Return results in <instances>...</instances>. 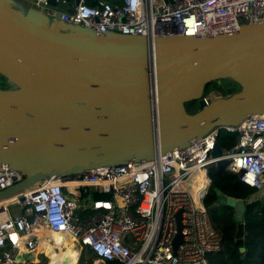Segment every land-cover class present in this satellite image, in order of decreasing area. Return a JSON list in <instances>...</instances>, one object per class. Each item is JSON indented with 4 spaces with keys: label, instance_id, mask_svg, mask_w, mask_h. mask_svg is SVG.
<instances>
[{
    "label": "water",
    "instance_id": "95a60500",
    "mask_svg": "<svg viewBox=\"0 0 264 264\" xmlns=\"http://www.w3.org/2000/svg\"><path fill=\"white\" fill-rule=\"evenodd\" d=\"M0 76L7 85L0 88V168L24 177L0 200H22L23 190L44 180L150 161L263 115L264 22L150 38L69 26L25 0H0ZM221 79L237 91L209 101L216 93L203 96L205 88ZM192 102L197 111L189 114ZM222 153L216 143L210 155ZM214 192L208 209L234 210V246L243 252V202ZM179 214L173 251L182 242Z\"/></svg>",
    "mask_w": 264,
    "mask_h": 264
},
{
    "label": "built area",
    "instance_id": "2783aa9c",
    "mask_svg": "<svg viewBox=\"0 0 264 264\" xmlns=\"http://www.w3.org/2000/svg\"><path fill=\"white\" fill-rule=\"evenodd\" d=\"M25 0L29 7L69 26L99 33L147 36H201L235 32L241 25L264 22V0ZM226 97V96H222ZM238 134L232 149L219 158L211 151L220 131ZM227 160L246 186L264 191V114L238 126L216 128L189 146L150 161L101 167L69 177L44 180L0 200V264H49L39 252V237L65 233L79 245L74 262L54 264H209L222 251V236L202 200L207 173ZM24 179L0 168V192ZM109 195L82 210L81 188ZM19 206L12 215L10 208ZM180 213L182 242L172 250ZM51 246V245H49ZM54 246V245H53ZM37 250L36 260L20 259V250ZM54 253L59 248L54 247ZM95 257L89 263L90 257ZM43 258L42 263L39 259Z\"/></svg>",
    "mask_w": 264,
    "mask_h": 264
},
{
    "label": "trees",
    "instance_id": "16d2710c",
    "mask_svg": "<svg viewBox=\"0 0 264 264\" xmlns=\"http://www.w3.org/2000/svg\"><path fill=\"white\" fill-rule=\"evenodd\" d=\"M18 9L16 5H12ZM5 80L0 76V88H6ZM237 91L236 85L230 79H221L211 82L204 90L203 96L210 92L219 93L222 96L230 95ZM185 110L189 114L197 111L196 103H188ZM238 134L220 131L216 138L218 146L225 151L233 148L237 142ZM208 187L202 203L210 215V219L222 236V251L208 258L209 264H264V197L257 195L256 191L243 184L234 170L211 166L207 173ZM214 189H218L226 197L243 202L244 236L242 248L234 246L236 234V222L234 210L227 206L209 210L208 208L217 201ZM82 210H87L95 200L109 199L108 194L97 193L95 190L85 187L81 188L78 195ZM43 246L38 247L41 251ZM72 259L79 252V247L72 248ZM37 250L31 253L36 259ZM95 257H90L89 263ZM106 264H119L116 261H108Z\"/></svg>",
    "mask_w": 264,
    "mask_h": 264
},
{
    "label": "bare ground",
    "instance_id": "6f19581e",
    "mask_svg": "<svg viewBox=\"0 0 264 264\" xmlns=\"http://www.w3.org/2000/svg\"><path fill=\"white\" fill-rule=\"evenodd\" d=\"M216 96H215V94H212V95H210V97L208 98V99H213V98H215ZM5 219V214L3 213V211H0V221L1 220H4ZM57 234V233H56ZM61 234V236H63L64 237V239L66 240V243H70L71 244V246L74 248V249H76L77 247H79V245L73 240V239H71L67 234H65V233H63V232H61L60 233ZM47 236H49L47 233H45V235L44 236H42V237H39V240L42 242V244H40V246H47V244L45 243V241H44V239H48V237ZM50 238H54V235L52 236V237H50ZM54 244L56 245V246H50L49 248H48V251H47V254H48V256L50 257V259L53 261V262H57V261H66V262H74V260L72 259V256H71V254H69L67 251H63L61 248H60V246H59V244H60V241L58 240V239H56V240H54ZM54 247H57V248H59V251H58V253H54L53 251V249H54ZM35 250H25L24 248H22L21 250H20V253H19V258L20 259H22V258H24V257H28L29 259H33V257H32V255H31V253H33ZM34 260V259H33Z\"/></svg>",
    "mask_w": 264,
    "mask_h": 264
},
{
    "label": "crops",
    "instance_id": "0c3cea01",
    "mask_svg": "<svg viewBox=\"0 0 264 264\" xmlns=\"http://www.w3.org/2000/svg\"><path fill=\"white\" fill-rule=\"evenodd\" d=\"M259 196H262V197H264V191L262 192V193H260L259 194ZM48 237V239H44V241H45V243L47 244V246L45 247H42L41 248V251L40 252H43V251H45V253H46V255L48 256V254H47V251H48V248L50 247L49 245H54V246H56L55 244H54V240H56V239H62L63 241H60V244H59V246H60V248L63 250V251H67L69 254H71V256H72V253H73V250L71 249V244L70 243H66V240L64 239V237L63 236H61V234L60 233H57V234H54V238L52 239V238H50L49 236H47ZM52 241H53V243H52ZM73 248V247H72ZM54 252V251H53ZM49 257V256H48ZM37 258V257H36ZM39 258V257H38ZM50 258V257H49ZM40 259V258H39ZM36 260V259H35ZM49 264H54V262L50 259V262H49Z\"/></svg>",
    "mask_w": 264,
    "mask_h": 264
},
{
    "label": "rangeland",
    "instance_id": "374dc122",
    "mask_svg": "<svg viewBox=\"0 0 264 264\" xmlns=\"http://www.w3.org/2000/svg\"><path fill=\"white\" fill-rule=\"evenodd\" d=\"M214 93H215V92H214ZM215 96H216V97H220V96H222V95H220L219 93H216ZM208 100L210 101V100H212V99H208ZM18 208H19V206H15V207L10 208L9 211H10V213H11L12 215H15V214L17 213ZM58 240L63 241V240L60 239V238H59ZM63 242H64V241H63ZM52 243H53V241H52ZM40 260H41L42 263L44 262V260H43L42 257H40ZM81 264H83V263L81 262Z\"/></svg>",
    "mask_w": 264,
    "mask_h": 264
}]
</instances>
